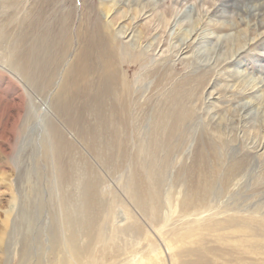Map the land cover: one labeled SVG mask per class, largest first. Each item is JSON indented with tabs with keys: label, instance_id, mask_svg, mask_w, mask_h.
Here are the masks:
<instances>
[{
	"label": "rangeland",
	"instance_id": "obj_1",
	"mask_svg": "<svg viewBox=\"0 0 264 264\" xmlns=\"http://www.w3.org/2000/svg\"><path fill=\"white\" fill-rule=\"evenodd\" d=\"M115 1L0 0V264H264V0Z\"/></svg>",
	"mask_w": 264,
	"mask_h": 264
},
{
	"label": "bare ground",
	"instance_id": "obj_2",
	"mask_svg": "<svg viewBox=\"0 0 264 264\" xmlns=\"http://www.w3.org/2000/svg\"><path fill=\"white\" fill-rule=\"evenodd\" d=\"M115 5L116 6L122 5L121 0L115 1L114 2V6ZM145 7L146 6L140 7L136 12H134V14L132 15V17L131 16H127V12L121 13L120 14L121 16H119L117 19L124 18V21L127 20V19H129L128 21L130 23L127 26H122L120 28V30H118L116 33H111L110 31L109 32H106L104 30V28H103V25H101L99 22H97L94 25V31H95L96 37H95V39L87 40V42L83 46V48H82L83 51L82 52H84V56L81 59V62H87L88 63L90 61H95L96 63L97 62H101V64H102L104 62L102 60L107 55H109L112 60H114V58H117L119 55H116V51H119L121 49L119 47V44L121 43V39L122 38H126L129 35V33L132 32V25H131V23L133 22V20L141 19L145 15V13L147 12V10H146ZM110 8H112V7H110ZM132 9H134V8H132ZM166 19H168V17ZM169 19L168 20H165V18H164V21L165 22H163V23H166V25H167V21L169 22ZM115 24L116 23L111 20L108 23V27H111L112 28V26H114ZM158 25H159V23H158ZM147 27H148V25L144 28V30ZM105 29H107V28H105ZM157 42H158V40L156 41V43ZM113 44L115 45V47L113 46ZM154 44H153V46H154ZM186 44L187 43L182 42L180 44V46H184L185 45L184 48L186 49V47H189V45H186ZM151 45H152V43H151ZM180 46H179L177 52H179V51L181 52L182 51ZM45 51L46 50H44V51H42L40 53L38 51H35V54H34V52H32V53H29V56L27 55V53H25L26 59L24 60V62H25L24 63V65H25L24 68H27L29 70V73L30 74L28 76H29L31 82H33V83L35 82L36 75L38 76L39 74L42 73V69H43V63L42 62L43 61L45 62V56H44ZM120 59L121 58H119L118 60H120ZM38 64H41V66H39ZM34 65H38V71H36V69L34 68ZM97 65H98V63H97ZM75 81H76V79H75ZM260 83H261V81H260ZM89 102L90 103L88 104V109L90 110V113H92L96 117H98L99 120H100V122H102L103 124L106 123V126H108V127H109L110 124H112L113 127L115 125H117L114 122L115 119L113 118L114 120H112V118H111L114 115V112H117L118 111L116 109L117 107H122V110H120L122 116H125V114H126L127 106H124L125 105L124 103L122 105V102L119 103V105H116L117 102H114V100H112V101H110V103H113V102L114 103L112 105L108 106V109L106 110L108 112V116L106 114H105L106 116H104V114H103L102 111H103V104H104L105 100L99 94H97V96H95L94 99H92V101H89ZM247 104L244 103L241 106L243 108H245ZM114 117H115V115H114ZM184 117H185V112H183V111H181L180 116L178 118H176V117L173 116V119L170 121V122H172L171 129L170 130L171 131H175L176 126L178 124V121L181 123L182 120L184 119ZM122 121L124 122L123 124H127V122L124 119H122V120L120 119L119 122L122 123ZM111 135L112 136L114 135L113 132L111 133ZM113 139H114V137H113ZM114 143L115 142H112V140H111V142L109 144V147L113 149L115 147L114 146ZM210 153L211 152H208V153L207 152L206 153L201 152V153H199V156L197 157V159L195 158V160L193 162V168L192 169H188V168L186 169V172H187L188 177H193V175H196V173L194 172L195 170L197 172H199L198 175L201 178H204V179H207V180H209L210 178H215L217 176L216 172L214 171L215 169L212 166V160H211V157L212 156H211ZM183 174H185V173H183ZM190 185H192V184H190ZM200 186H199L200 188L197 187V189H203V188L206 189V188H208L209 184H207V185L206 184H202ZM90 213H91V211H89L87 214H90ZM92 221H93V219H91V223H92ZM73 222L75 223V221H73Z\"/></svg>",
	"mask_w": 264,
	"mask_h": 264
}]
</instances>
